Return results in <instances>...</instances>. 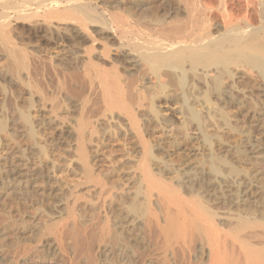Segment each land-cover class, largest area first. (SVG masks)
Listing matches in <instances>:
<instances>
[{
    "label": "bare ground",
    "instance_id": "1",
    "mask_svg": "<svg viewBox=\"0 0 264 264\" xmlns=\"http://www.w3.org/2000/svg\"><path fill=\"white\" fill-rule=\"evenodd\" d=\"M80 1L0 0V58L7 60L6 70L16 75L26 72L22 82L31 97L29 101L37 98L38 105L51 113L55 120L58 118L59 121L57 112L61 105L55 96L48 97L49 94L45 92L47 88L40 87L42 80L43 83L47 81L38 79V83L29 73L33 63L39 64L37 66L42 70L46 68L48 56L43 53L44 58L40 52L37 55L27 52L24 49L26 45L23 47L19 43V34L15 35L17 32H14L12 24L34 23L37 26L35 23L40 22L43 26L46 24L47 28L53 23L64 26L74 23L79 28L77 32L92 38L89 40L92 45L81 49L84 53H81V57H85V62H81L84 64L80 70L83 80L86 78L88 83V90H83V87L81 90L87 95L83 94L84 98L77 110L79 114L73 124H68L67 119L65 121L62 117L69 127L64 130L69 133V137L73 135L76 165H79L83 179L72 188H79L81 193L70 190L65 201L57 202L62 208L57 211V216H52L53 219L50 216L49 221H40L39 237L34 234L37 238L35 243L34 240L27 245L22 242L24 245L17 246L20 249L16 248L14 253L0 250V264H264V183L261 187L254 186L257 177H252L249 173L251 170L217 156L220 136L213 137L205 133L212 126L218 129L225 126L231 130L230 113L225 110V104L227 108L233 104L240 107L239 112L247 122L264 123L259 114L262 112L259 107H264V0H175L176 8L173 3L164 5L165 17L149 19V12L142 9V4H138L135 5L138 11L141 10L138 21L113 18L109 23L103 19L100 24V19H97V23L103 27L101 31L105 30L115 38L117 46L114 45V50L119 59H112V47L106 41L98 42L101 45L100 53L96 52V47L94 51L96 38L88 32V23L91 24L94 19L96 21L97 17L93 19L91 7ZM93 52L100 54L104 63L110 60L109 70L104 68V64L100 66L102 62L98 59L100 63L96 62L98 57L94 59ZM76 57L80 58V55ZM125 64L131 73L123 82L124 74H121L120 69ZM39 67H36L38 72L41 71ZM51 68L55 77L52 79H56L57 86L53 84L60 91L64 84L68 83L69 87L74 78L66 83L61 78L64 73H59L62 69L57 71V65ZM37 74L35 77L45 75L41 72ZM81 78L80 75L77 79ZM51 82H48L49 85ZM239 93L242 99H238ZM95 99H99L100 110L93 117L89 114L91 109L96 108L92 105L97 102ZM162 103L166 106L180 105L179 116L183 120L185 132H188L187 126L194 125L202 139L196 148L177 154L173 164L161 160L157 155L163 145L169 144L175 152L184 141L170 143L162 138L160 140L165 144L162 141L153 144L154 135L149 130V124H155L153 121L156 120L165 134H161L164 140L172 137L167 135L172 120L157 110ZM144 106L150 113L148 111L144 115L147 117L143 121L140 118L142 123L136 112ZM196 108H201V111ZM28 114L24 113L20 118L33 135L34 129ZM116 115L125 118L126 132L135 138L134 142L138 146L135 148L139 150V153L135 150L138 156L131 167L132 189L131 182L118 185V188L100 179L94 174L90 160L92 150L89 147L94 144L98 133L95 124L107 116L114 119ZM64 121L59 124L64 125ZM126 138L125 141L129 140ZM250 147L258 155L256 159L264 158V150L260 149L259 144ZM203 148L207 154L202 152ZM237 150L240 162L250 158L245 148ZM198 156L203 159L198 163L193 162ZM175 163L179 164L178 168H175ZM24 178L18 167L9 170L5 177L16 184L13 185L18 196H22L21 201L27 203L23 196L26 194V186L22 183ZM125 189H131V192H125ZM82 203H87L89 211L85 209L78 212ZM45 237L49 238L45 247L53 254L41 258L39 248L43 246ZM129 252L132 253L131 257ZM30 256H33V260H29Z\"/></svg>",
    "mask_w": 264,
    "mask_h": 264
},
{
    "label": "rangeland",
    "instance_id": "2",
    "mask_svg": "<svg viewBox=\"0 0 264 264\" xmlns=\"http://www.w3.org/2000/svg\"><path fill=\"white\" fill-rule=\"evenodd\" d=\"M81 1H80L81 4L84 5L85 3V6H89V8L91 7L90 9L94 12V13L92 12L94 14V15L92 14L93 19L97 17L96 21L94 19V22H92L93 24L88 23V29L90 28L88 32H90L91 36L94 37V39L96 38L95 43L97 44L95 45V43H93L94 51H95V47H96V52L101 50V45L98 42L104 43L106 41L113 48V49L111 48L112 53L110 52L112 59H115L114 57H116V59L117 58L119 59V56L117 57L118 53L114 50L115 49L114 45L117 42L115 38H113V35L111 33L105 30L101 31L103 30V27L100 24H101V21H103V19L105 22L108 21L107 23L111 22L113 18L114 20L122 18V19H128L129 21H132V20L138 21V18L141 17L140 16L141 10L138 11L137 7L135 6L138 4H142L143 5L142 9H146V11L149 12V15H148L149 17L147 19L155 18V17L162 18V17H165L164 16L165 12H163L164 5L166 6L169 3H173V7L176 8L175 4L177 2L175 0H81ZM95 7H97L96 10H95ZM97 19L98 20L100 19L99 21L100 24L97 23L98 22ZM35 24L37 26H35L34 23L33 25H31L30 23H27V24L13 23L12 24V26H14L13 28L14 32H17L15 33V35L19 34V36H17V39H19V43L22 46L26 45L24 49L32 55H37V53L40 52L39 54L40 55L42 54L41 56H43L44 58H46L47 56L51 57L52 59L49 58L50 61L47 60L48 59L47 57L46 62L47 61L50 63L52 62L54 63V65H57L58 66L57 71L64 69L63 70L64 72L61 70L59 73H64V75L67 74L66 75L67 78L63 74H61L63 76L61 78H63L66 83L69 81L71 82V79L73 78L74 79L72 81L73 83L72 82L69 83V87H68V83L67 85L64 84V87L67 86L68 88L62 87L61 89L62 91H60V89L56 87L57 86L55 84L56 79L55 81L54 79H52V78H55L53 74V69L52 68L50 69V67L54 66L53 64L50 65V63L47 62L46 63L47 66L46 68H44L45 70L46 69L47 70L45 71L44 69L42 70V68L39 67L40 66L39 64L33 63L32 69H29L30 72L28 71L31 77L37 80L38 83L40 81L38 79H41V80L45 79V81H47L43 83L42 82L43 80H42L41 83L39 84L41 88L43 89L47 88L45 92L47 95L49 94L48 97L55 96L54 98L59 102V105H61L60 106L61 109H59L57 112L58 116L60 117L58 121V118H56L57 120L53 119L52 117L53 115L51 113H49L48 111L46 112L45 109H42V107L38 105L39 103L37 102L38 101L37 98L31 99L34 104L32 103L31 100L29 101L31 97H29L27 88L22 82V79L24 80V78L26 77L25 76L26 72L23 71L22 73L20 72V74L16 75L14 72L6 70L7 67L5 66H7V64L5 65L6 63L5 61L7 60L5 58L4 59L0 58V250H4L5 252H9V253L16 252L17 249H20L21 245H24L25 242H26L25 243L26 245L28 242L29 243L32 242V240H34L33 242L35 243L40 234V230H39V226H41L40 224H42L43 222H47V220L49 221L50 216H51V219H53L55 216L58 215L59 212L57 211L58 210L60 211L62 207H59V203L57 202L65 201L69 196L70 190H76L78 194L81 193V191L78 190L79 188L73 189L72 187L74 186V184H76V182L80 183L78 182L79 180L80 181L83 180L81 179L82 176L79 171V165H76L77 161L75 159L76 157H75V152H74V147H73L74 146L73 135L70 133L71 137H69V133H67L66 130L69 128L67 127L69 122L73 124V122H75L76 118L78 117L77 115L79 114V112L77 110H79L80 108L79 107L80 101H82V98H84L83 94H85V96L87 95L86 94L87 92L85 93V91L88 90L87 89L88 86H86V84L88 85L87 79L85 78L86 81H84L85 79L83 80L84 76H82L83 73L80 70L85 62L83 60L85 59V57L84 56L81 57L82 54L84 55L81 49L84 50L85 47L91 46L92 44L90 43L89 40H91L92 38L89 37L90 38L89 39L87 38L88 36L85 37L86 35L84 36V34L81 35L79 32H77L79 31V28L76 26L77 24H74V23H73L74 25L66 24L65 26L64 24L58 25V23H55V24L53 23L51 24V27L48 25L47 28H45L46 24H44V26H43V23L40 24V22L39 24L38 22ZM98 24L102 27V29L99 27ZM38 25H41V26L38 27ZM33 26H35V29ZM39 28L41 29L39 30ZM81 31L83 33V30H80V32ZM98 32H100L101 35L100 34L98 35ZM63 34H64V37H63ZM74 35L78 39L75 38ZM80 36L81 37L84 36V37L81 38ZM53 38L58 43H56ZM74 38H75V42H74ZM106 39H108L109 42ZM70 41L73 43H71ZM48 42L50 43L53 42L52 43L53 46L51 47L52 44ZM77 43H80V44L77 45ZM53 47L54 49H51ZM70 47L72 48V50ZM44 48L46 49L44 50ZM74 50L77 52V54ZM43 53H45L46 57ZM98 53L93 52V54H95L93 55L94 59L98 57L95 59L96 62L97 63L102 62L99 65L103 66L104 64V66H106L104 68L106 70H109L110 69L109 67L111 66V63L109 62L110 60L109 61L107 60V62L104 63V61H102L100 57V54L98 55ZM79 55L81 59L79 57H78L79 59L76 57ZM97 59L100 62H98ZM82 61L84 62L81 63ZM108 62L109 64L106 65V63ZM126 65L127 64H125L124 67L120 69L121 74H124L122 75L123 79H125L123 82H126L127 75L131 73L129 70V67ZM36 67L37 68L39 67L41 70V71L39 70L41 74L44 73L45 75L42 74V76L41 75L38 76L40 72H38V69ZM33 68L35 72H37L38 74L33 71ZM55 68L57 69V67ZM123 68H126V70ZM79 70L81 73L79 72ZM36 74L38 77H35ZM18 75H20V78L18 77ZM72 75L77 76V78H80V75H81L82 77L81 80L83 81L77 79L75 76L73 77ZM40 77H43V78H40ZM46 77L48 79H46ZM77 80H78V83H77ZM48 82H51L50 84L52 86L49 85ZM53 82L56 86L53 84ZM42 84H44L45 88ZM71 84L72 86H70ZM73 84L74 85L76 84L78 87H76V85L74 86ZM81 84L85 85L86 87L81 86ZM82 87H83V90L86 88L85 91L81 90ZM245 93L248 96V93L247 92ZM240 96L242 95L239 93L238 99L241 98ZM95 100H97V102L94 101L96 103L95 105L94 104L92 105L96 108L95 109L93 108V110L91 109V114H89L90 116L97 115L96 113L100 110L98 109L100 106L98 102L99 99H95ZM238 101L239 100H237V102ZM161 105H160L161 107L159 109L157 108V110H160L163 115L165 114V117L167 116L166 117L167 119L172 120L170 121L171 123L169 122L170 125L168 124L169 125L168 127L170 128L167 127L168 130L170 131L169 133H167V135L169 134L168 136H172V137H169L168 139L166 138V140H164L165 137L163 136H165V134L162 133L163 130L160 129L159 127L160 125L157 124L159 123V121L154 120L156 121V122L153 121V123L155 124H152V123L149 124V130H151L150 134L154 135V140L151 139L153 141L151 142L155 144L154 142L162 141V140L165 142L166 141L170 142V143L172 141L173 142L176 141L177 143L179 142L182 143V141H184L182 145L180 144L181 146L179 145L180 147L178 146V150H176L175 152L170 149L169 144L163 145L164 147H162V151H159V154L157 155L158 158L164 161L168 160L170 162L168 161L167 162L171 164L172 162H176L177 154H180L182 152H187L186 150L190 151L193 148H196L197 147L196 145L199 146V144L202 142V139H200L201 135L199 136L200 133H198V130H196L197 128L194 125L187 126L188 132L187 133L185 132L186 129L185 127H183L184 125L182 124L183 120L181 119V116H179L180 114L179 110H181L179 109L181 107L180 105H176V104L170 105L172 106V108L169 105L166 106L164 103H162ZM225 106H226L225 110L228 113H230L229 114L230 116L229 127L231 128V130L229 128H226L225 126H224L225 129L223 126L219 129L217 127L213 128L212 126L213 129L208 128L209 131L206 130L207 132L205 131V133L207 134L209 133L208 135H211L213 137H216L217 135L220 136L221 142L218 145L220 150L217 151L216 155L219 157H222V159H226L227 161L231 163L233 162L234 164L237 163L236 164L237 166L240 165L243 168L251 170L249 171V173L253 175L252 177H254V179L255 177H257L256 178L257 180L255 181L253 185L256 187H261L260 185L264 183V158L256 159L258 155L256 156V154H254L252 150H250L251 149L250 146L259 144L260 149L262 148L264 150V127H263L264 123L263 122L251 123L249 121L247 122V119L243 117L244 115L240 114L239 112L240 107H238L236 104H233L231 107L229 106L230 108H227L226 104ZM168 107L170 110L168 109ZM204 107L206 109V106ZM222 107H224V104ZM262 107H259L262 110V112H260L259 114H260V119H262L263 121L264 107L263 108ZM249 108L250 107H248V109ZM197 110L201 111V108ZM148 111H149L148 108L145 106L144 108L142 107L141 111L139 109L136 112L137 116L139 115L138 119L140 120L141 118V120L143 121L147 117V116L145 117L144 115H146ZM92 112L93 113L95 112V113L92 114ZM24 113L25 115L29 113L28 117L30 119V122H32L31 125L34 129L33 135L30 134V131L27 130L26 124L22 120V117L20 118V116L24 115ZM62 117L64 119L65 118L67 119L68 121L67 126L65 122L66 119L64 121ZM118 117L119 116L116 115L114 116V119H112V117L108 118L107 116L106 118L98 121V123L95 124L96 131L98 130V133L96 132V135L94 138V144H92L89 147V150L90 151L92 150L90 153V156H91L90 160L94 167L93 168L94 174L99 176L100 179H102L103 181H107L108 183H112L115 186L116 185L121 186L122 184L126 185L131 182L130 187L132 189L134 186V183L131 181V177H132L131 167H133L135 163V159L138 156L136 152L138 148L137 149L135 148L138 146H137V143L134 142L136 141L135 138L126 132V127H125L126 121L124 120L125 118L123 119L122 117H119V118ZM62 121H64V125L59 124V122L62 124L63 123ZM262 123H263L262 125L263 131L261 128ZM156 124L158 127L156 126ZM253 126H257V127H253ZM181 127L183 128V130L181 129ZM186 134H188L189 136H187ZM126 137H128L130 141L129 140H127L128 142L125 141L127 139ZM151 138H153V136ZM258 141L259 142L262 141V142L259 143ZM96 146H98L97 149H96ZM244 148H245L244 151L245 152L247 151L246 155L250 157V158L248 157L250 160L244 158V161H243L244 163H243L238 160L236 150L238 149L237 151H239L241 149L243 150ZM95 150H97L98 152L97 151L94 152ZM202 152H204V154H207L205 153L207 151H205L204 148ZM138 153H139V150H138ZM197 158H196L197 160L195 159L193 162L196 161L195 163H198L200 159H203L201 158V156H198ZM178 165L179 164L175 163V168H178ZM15 167L16 168L18 167L19 170L22 171V174L24 175V177H26L24 178L25 181L23 179L22 183L24 186H26L25 187L26 194L23 196L26 197L27 203H23V201H21L22 196L20 197L18 196V193L15 190V186L13 185L15 183L13 181L10 182V180L5 179L8 171ZM51 169H53L54 171ZM33 174H36V176L34 177ZM33 178L35 179L33 180ZM186 181L184 183L185 185H186ZM245 183H247V181ZM131 189H125V192L128 191L129 193V191L131 192ZM253 190H256V189L254 188ZM76 191H72V192L75 193ZM117 194L118 193H115L114 195H117ZM251 201H254V200L251 199ZM86 207H87V203L86 204L82 203L78 207L79 208L78 212L81 213L85 209H87L86 211H89L88 209L90 208H86ZM47 217L48 219H46ZM40 221L42 223H40ZM38 231L39 233H37ZM34 234L35 235L38 234L35 236L37 237L36 239L34 237ZM48 239H49L48 237H45L44 239L45 241L43 240L44 247L41 246L39 248L40 251L42 252V255H40L41 258L42 257L48 258V256L51 257V255L53 254L49 249L45 247ZM17 246H20V247H17ZM117 252L116 254H119ZM130 252L128 253L129 257L132 256L131 255L132 253ZM29 260H33V256H30Z\"/></svg>",
    "mask_w": 264,
    "mask_h": 264
}]
</instances>
